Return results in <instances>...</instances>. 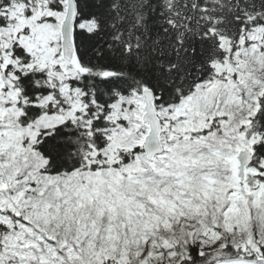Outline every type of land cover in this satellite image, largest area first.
Instances as JSON below:
<instances>
[{
	"label": "snow or ice",
	"instance_id": "6c2138e0",
	"mask_svg": "<svg viewBox=\"0 0 264 264\" xmlns=\"http://www.w3.org/2000/svg\"><path fill=\"white\" fill-rule=\"evenodd\" d=\"M0 264H264V0H0Z\"/></svg>",
	"mask_w": 264,
	"mask_h": 264
}]
</instances>
